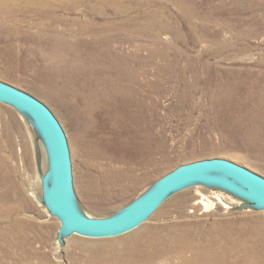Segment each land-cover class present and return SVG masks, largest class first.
Returning a JSON list of instances; mask_svg holds the SVG:
<instances>
[{"label":"rangeland","instance_id":"obj_1","mask_svg":"<svg viewBox=\"0 0 264 264\" xmlns=\"http://www.w3.org/2000/svg\"><path fill=\"white\" fill-rule=\"evenodd\" d=\"M28 2L0 11V82L39 99L60 121L83 215L114 217L175 169L198 161L224 159L264 178V0H120L118 7L105 1L53 17ZM79 18L116 25L110 31L119 67L137 72L133 93H113L110 79L93 78L110 69L87 64L100 40L73 25ZM85 100L100 103L89 124L71 116ZM39 137L24 113L0 103V264H91L109 251L103 248L140 235V246L169 236L218 238L223 256L235 252L236 259L249 255L264 264V208L201 184L170 195L125 235L68 232L39 200L41 181L40 197L31 193ZM43 166L47 171L48 156ZM8 241L16 245L5 248ZM182 249L165 245L169 257L151 264H177Z\"/></svg>","mask_w":264,"mask_h":264},{"label":"water","instance_id":"obj_2","mask_svg":"<svg viewBox=\"0 0 264 264\" xmlns=\"http://www.w3.org/2000/svg\"><path fill=\"white\" fill-rule=\"evenodd\" d=\"M0 103L26 113L39 131L49 157L51 186L43 182L48 209L68 232L87 238L103 239L136 230L173 193L192 184L218 185L264 208V178L224 159H209L183 165L161 179L146 195L120 214L96 219L78 212L72 199V164L65 131L52 110L39 99L0 82ZM216 173L226 178L209 176Z\"/></svg>","mask_w":264,"mask_h":264},{"label":"bare ground","instance_id":"obj_3","mask_svg":"<svg viewBox=\"0 0 264 264\" xmlns=\"http://www.w3.org/2000/svg\"><path fill=\"white\" fill-rule=\"evenodd\" d=\"M26 1H28V0H0V11L2 9H4L3 6L4 7L17 6V5H20ZM105 1L107 3H110L111 5H113L114 7L120 6L119 5L120 0H30V3L29 2L28 3L32 7L38 8L39 10L44 12V14L47 12H50V16L53 17L56 12H69V11L78 10V9H74L75 7H78V8L80 7V6H76L78 4H81V6H84L87 3L88 4L89 3L90 4L95 3L93 6L100 8V6H102V4L105 3ZM98 14H102V13H98ZM94 17H98V15H96ZM72 22H73V25L75 24V25H77V27L80 26L81 31H82V33H84V35L85 34H89V35L95 34V35H97V37L99 38L100 41H103V42L99 41L96 44V51H97L96 54L97 55L92 54L93 48H91V53H89L87 55L86 62L89 65H90V63L91 64L96 63V64H101V65L103 63H105L108 65V69H110V70H108L107 72L104 71L105 73L103 72L104 74L102 76L101 75L96 76V77L93 76V78L95 80L99 79V78L110 79L111 81H110V83L109 82L108 83L113 87V93H117V91H128V93L126 92L127 95L133 93L132 87H134L135 83H136V78L134 76L137 74V72L134 70V67H132L130 65L129 66L126 65L127 67L125 66V69H121L122 67L121 68L119 67V64L117 62L118 52L115 50V48H113L115 40H116L115 35H114L115 32L110 31L111 29L116 28V25L113 24L112 27L111 26L107 27L108 25L107 26L101 25L98 21L93 20L91 18H90V20L89 19L84 20V19L79 18V19L73 20ZM69 23H71V22H69ZM105 32H107V36L102 35ZM75 35L78 37L79 35H81V32L79 31L78 34H74L72 36H75ZM106 55H107V57H101L100 58V56H106ZM76 66L77 65H75V73L76 72L79 73V68H76ZM90 71H91V69H90ZM82 74H83V72H82ZM105 74H108V75H105ZM109 74H111V75L109 76ZM111 91H112V89L107 90V91H105V93L103 92L101 94H97V96L100 97V95L112 94V93H110ZM72 106H74V105H72ZM96 107L97 108L100 107V103H95V102L89 103L88 100H85L84 104H82L81 107L75 106L76 110L73 109L74 107L72 108V111H71L72 115L71 116H74V113L76 112V113H78L77 114V116H78L77 121H79V123L89 124V122L94 121V119H92V117H93V112H94ZM20 112L24 113L22 111H20ZM24 114L34 124L32 119L26 113H24ZM38 134L40 136L39 137L40 140L38 142V145L35 144L36 145V147H35L36 148V154L34 155L35 163H36V169L38 171L37 172L38 177L33 178L35 181L33 180L34 184L31 185V187H32L31 193L35 199H38L40 197L39 192H38V186L36 185L37 180H39L43 183L44 180L46 178H48V186L49 187L51 186V181H52V178L49 177L50 176L49 157H48L47 171L44 170L46 167H44L43 165L45 164V166H46L48 152H47L45 143H44L39 131H38ZM41 157L44 158V159H42V160H44V164H43V161L41 160ZM209 176L221 177V178L224 177L223 175L216 174V173L209 174ZM2 179H0V185L3 186V183L5 180H2ZM231 182H233V181H231ZM233 183L236 184L235 182H233ZM201 185L206 186V187L212 186V187H216V188L221 189V190L225 189V188L218 186V185H209V184H201ZM72 199H73V202L76 206V209L78 210V212L80 214H82L81 210L78 208V206L75 202L73 193H72ZM39 200L41 201L42 204L45 205L44 197L43 198L40 197ZM84 216H86V215H84ZM7 234H8V232H7ZM179 234H180V232H179ZM139 237H136L133 240L130 239L129 241L116 242V243L109 245L108 248H103L102 251L103 250H109V251L98 253L99 257L98 258H92L91 264H151V263L159 261L165 257H169L168 254L162 252V249L164 248L165 245H168L171 249L175 246H177L178 249L183 248L180 252L182 254L181 260L177 264H261L260 262H252V259H250L251 257L249 255L245 256L246 261L236 259L235 252L231 253L228 256H223L221 254L220 249H219V247H221L222 244L218 238H212L209 242L206 243L205 240H203L199 236H194L193 239L190 238L188 240L187 239H181L180 237L178 239L174 240V236H169L170 241L165 240V239L161 240L162 238H160L161 241L159 240L158 243L149 242L148 244H144V245L140 246L137 242V239ZM186 238H188V237H186ZM15 243H16V241L12 242V243L8 241V243L5 245V248L6 247L12 248L13 245H16ZM203 247H206L205 251L203 250ZM224 247H226V246H224ZM153 248H156L158 251H160V253H156L153 250ZM145 249H146V251H144ZM140 251H144V252L138 254V252H140Z\"/></svg>","mask_w":264,"mask_h":264}]
</instances>
